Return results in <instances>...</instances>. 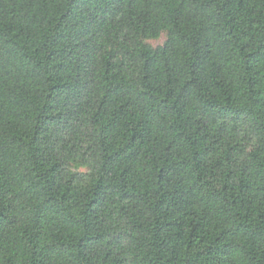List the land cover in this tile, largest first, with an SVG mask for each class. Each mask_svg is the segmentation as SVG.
Returning <instances> with one entry per match:
<instances>
[{
  "label": "trees",
  "instance_id": "1",
  "mask_svg": "<svg viewBox=\"0 0 264 264\" xmlns=\"http://www.w3.org/2000/svg\"><path fill=\"white\" fill-rule=\"evenodd\" d=\"M0 264H264V0H0Z\"/></svg>",
  "mask_w": 264,
  "mask_h": 264
},
{
  "label": "rangeland",
  "instance_id": "2",
  "mask_svg": "<svg viewBox=\"0 0 264 264\" xmlns=\"http://www.w3.org/2000/svg\"><path fill=\"white\" fill-rule=\"evenodd\" d=\"M165 41V35L162 34L158 39L156 40H149L147 43L151 45L152 47L161 46L163 42Z\"/></svg>",
  "mask_w": 264,
  "mask_h": 264
}]
</instances>
